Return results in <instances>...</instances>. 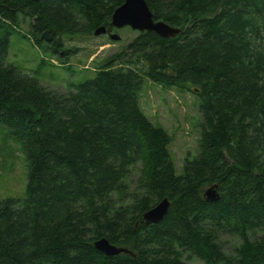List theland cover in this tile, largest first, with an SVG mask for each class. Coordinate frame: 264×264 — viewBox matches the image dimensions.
I'll return each instance as SVG.
<instances>
[{
    "label": "trees",
    "instance_id": "16d2710c",
    "mask_svg": "<svg viewBox=\"0 0 264 264\" xmlns=\"http://www.w3.org/2000/svg\"><path fill=\"white\" fill-rule=\"evenodd\" d=\"M124 2L0 0V123L29 161L25 197L0 199V264H264V0H146L182 31L137 32L68 91L8 61L20 14L67 57L65 35L109 27ZM145 78L199 97L198 152L181 174L172 136L142 108ZM166 197L164 218L143 223ZM100 238L129 252L107 255Z\"/></svg>",
    "mask_w": 264,
    "mask_h": 264
},
{
    "label": "rangeland",
    "instance_id": "374dc122",
    "mask_svg": "<svg viewBox=\"0 0 264 264\" xmlns=\"http://www.w3.org/2000/svg\"><path fill=\"white\" fill-rule=\"evenodd\" d=\"M8 61L23 73L37 76L47 87L68 91L77 83L95 76L98 64L110 53L118 50L123 41L137 34L129 26L118 32L122 38L113 41L105 35L64 36L68 56L43 49L30 34V17L19 15L12 27ZM141 105L155 122L161 123L172 136L170 151L176 163V172H183L186 158L198 152L200 139L199 97L193 90L167 88L145 78ZM29 161L20 141L0 123V199H23L26 195Z\"/></svg>",
    "mask_w": 264,
    "mask_h": 264
},
{
    "label": "water",
    "instance_id": "95a60500",
    "mask_svg": "<svg viewBox=\"0 0 264 264\" xmlns=\"http://www.w3.org/2000/svg\"><path fill=\"white\" fill-rule=\"evenodd\" d=\"M126 26L139 32L155 31L157 34L167 38L175 37L182 31L181 28L172 26L164 20H156L146 0H125L123 4L115 9L110 26H99L94 31V35L108 34L111 40L118 41L121 39V35L115 32L114 29H121ZM42 38L47 41H51L52 39L48 30L43 32ZM204 197L209 201L217 200V185L213 184L209 186L204 192ZM170 203L171 201L168 197L163 198L155 206L142 214L141 221L145 224L160 222L166 215ZM95 246L107 255L129 252L127 248L118 247L110 243L106 238L96 240Z\"/></svg>",
    "mask_w": 264,
    "mask_h": 264
}]
</instances>
